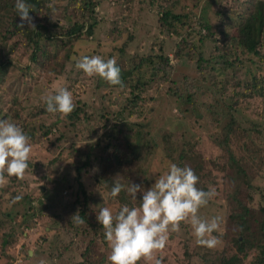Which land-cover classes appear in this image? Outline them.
<instances>
[{
  "label": "trees",
  "instance_id": "1",
  "mask_svg": "<svg viewBox=\"0 0 264 264\" xmlns=\"http://www.w3.org/2000/svg\"><path fill=\"white\" fill-rule=\"evenodd\" d=\"M1 1L2 0H0V5ZM76 1L79 9V18L76 19L68 29L63 30L62 34H57L56 31L59 27L55 23H51L49 19H45L44 21L38 19L40 22L47 23L46 26L35 24V29L29 30L30 34L33 33L32 37L34 38L31 44L35 51L39 50V55L32 53L30 62L14 63L6 56H4V59L0 54V85L6 83L5 88L15 93L19 91V94H24L25 89L31 91L34 88L37 91L51 92V84L60 79H65V84L72 83V77L78 70L75 67L76 61L74 58L79 59L83 56H95L102 46L100 40L95 38L94 33L97 27L106 23V21L101 18H96V9L102 6L104 1L111 3L117 2L118 0ZM202 1L203 0H137L138 8L136 19L133 22L131 32H129L130 28L126 30L128 21H123V31L126 33L125 41L121 42L118 47H112L108 54V57L115 56L117 65L121 69L122 86L110 85L107 82H105L104 85L116 88L123 87V84H128L129 90L132 93L141 90L144 86L138 79L133 84L130 83V80L127 81V78L125 79L123 73L126 72L127 66L124 59L128 57H126V53L123 50L127 46V42L131 43L134 40L133 31L139 29V25L143 24L140 22V19H147L144 13L146 7L156 9L160 16V22H157L163 28V35L169 36L168 34L171 33L170 35L178 37L180 40V45L176 46L175 51L172 52L177 61L175 69L178 70V68H180L181 64L180 66L178 64L180 61L191 60L193 56H198L193 62V72L204 77V72L207 68L204 64L207 62L201 59V54L198 55L193 52L194 49L192 46L186 45L187 48L184 47L185 40L179 33L180 30H176L175 27V24L179 22L181 17L188 15V13L185 12V9H188L186 7L188 3L193 2L191 5L192 8L198 7ZM26 3L32 5V12H30L29 15L34 16L39 12V6L43 2H41V0H26ZM71 3H73V1H71ZM246 3L248 4V8H246L247 14L241 15V19L237 21L236 24L233 22L232 25L235 24V28L231 32H228L225 38L229 37L232 43L236 45L239 57L255 56L263 59L264 55L262 54L263 58L260 57L257 50L260 48V50L264 52V0H249ZM0 13L7 14L6 11L2 10H0ZM181 13L184 15H181ZM203 14L205 15V13ZM216 14H219V12L217 11ZM14 15L18 16L17 13H14ZM169 20L171 21L170 24ZM116 23V21L108 22L105 32L106 35L115 31ZM187 23L188 22H179L180 25H183L181 28L182 30L187 27ZM199 25L201 29H204L206 32L205 36L199 37V40L214 36L208 21L202 22ZM123 31H120V34ZM40 33L45 36L46 40H52L53 37L61 40V38L65 37V56L61 61L56 58L54 53L50 51H41V47L36 40ZM146 34L147 32H144V36ZM83 35L88 38H80ZM155 40L158 39H153L152 43H156ZM158 42L159 52H155L156 54L152 58L150 55L152 51H148L145 57L139 58L136 69H142L143 66L149 64V71L153 75H156V78L160 77L162 80H165L167 79L166 72L169 71V67H167L168 59L165 53H163V48H161L162 43L160 41ZM168 45L167 50L169 51L172 47L171 44ZM134 57L135 55L133 54L130 59L135 60ZM213 58V63L209 71L217 66V71L220 73L230 65L228 60L231 57L223 53L221 46H214ZM235 60L236 58L234 61ZM241 62L242 61L239 60V63ZM11 68H14L17 73L11 72L9 74ZM258 76L259 77L249 78L248 81L243 83V85H241V93L235 90L238 87V83L235 81L234 85H231L233 88V95L230 94L225 96L223 93L228 83H221L218 81L216 84H212V86H198L192 83L193 89H197L198 87L201 89L204 87L206 88L205 91H200L199 93L184 91L183 96H180L181 101L187 102L186 104L193 105L197 103L196 108L199 113L208 118L215 128L220 126L222 120L227 117V121L225 123L223 122L224 126H221V139L216 137L213 139V143H217V146H219L220 150L225 154L223 156L226 160L225 164L216 165V168L220 169L222 175H229L227 182L223 183L225 187L223 189L217 188L214 186L217 184L216 181L207 178L208 173L206 171V165L198 164L191 167V169L199 177L196 185L198 188L204 191H208L212 188L215 189L218 196L224 195L225 197L226 209L228 210L225 229L228 232L226 237L229 236V242L227 244L230 254L223 255L221 253L215 255L210 262H205V257L199 254L196 259L199 264H264V107L260 112H253L251 115H248L249 118H247L248 116L244 117L242 113L240 121H234L227 108L231 106V104L226 105V100L233 103V101L238 98L249 99L253 97L254 99L259 98L263 100L264 79L260 74H258ZM125 81H127L126 84L124 83ZM27 95L28 93L26 94L25 101L27 100ZM204 96H209V101L198 103L201 97ZM103 99L104 97L102 96L97 97V100L102 103ZM131 100L135 102L138 100V96L132 97ZM131 100L128 104H131ZM21 104H19L18 99L12 96V108L0 113V119L9 120L20 126L24 133L30 137V140H32L37 131H41L43 128H46V131H50L51 129L56 130L58 141V139L63 138L62 129L66 128L68 131L70 129L74 131L77 125L88 119L91 120L93 125H97L94 122L93 115L88 114L85 110V107L88 106L86 102L82 103L80 100L74 102V110L68 116L62 117L61 114L57 113L56 120L49 125L35 124V120L29 122L24 121L22 125H19L20 115L16 111L20 109ZM88 107L94 109L93 106ZM125 107H127V105L121 106L120 110L113 114L104 108H99L98 118L101 121L99 124V128L101 129L100 135L92 142L82 144L76 148L73 145L69 146V152L74 155V158L70 162H67V165L69 168H73L75 173L74 177L71 179V183L69 180L66 181L65 178L60 176H55L53 181H57L64 190H75L74 195H72L71 192L68 194L73 200H60L55 203H48V206H45L43 202H38L40 195L42 196L41 189H38L36 193L23 179L11 177L7 178L6 183L0 184V192L9 196L5 202H0V206L3 203L5 204L0 208V215H2L4 219L0 220V251L9 245L16 244L17 241L15 240L18 236L16 234L17 231L21 234L22 231L31 229V236L34 235L39 237H36V240H39L40 243L38 245L35 241L33 244L34 240H32L30 236V238L25 241L26 244L23 249L27 252L26 249L32 246V251L35 255L32 262L35 264H40V258H45V260H59L63 258L66 251L71 254L77 251V255L84 257L81 260H75L74 264H110L107 257L104 258L100 256L99 260L94 256L87 257L94 242H100L102 249H105L108 245L104 237V229L96 220V213H98L99 210L95 213L90 212L92 210L88 202L90 201L89 199L93 198L94 191L104 189L111 192L113 181H111L110 178L113 179L115 169L119 168V165L125 164L127 160L135 162L139 166L142 161L143 151L145 150L153 152L154 157L150 162L157 161L161 166L160 169L149 172V168L146 165L144 171H141L143 174L141 180L146 182L147 189L155 183V180L159 176L168 171L170 163H175L179 167H183L180 161L184 157L183 152L178 153L176 149L178 146L170 140V136H161L159 131H157V134L160 136L159 140V137L147 124L126 121L124 119L120 122L119 118H122V111ZM33 109L39 115L50 114V112L47 111L46 97L39 99V102ZM224 109H227V113H224ZM186 111L187 110H183L181 112L179 110L181 113ZM189 113L194 115L191 110ZM60 126L63 128H60ZM51 147H56V145L51 143ZM124 147L125 150H127L125 160L124 153H122V148L124 149ZM158 149H160V151H158ZM171 153H178V163L173 160ZM151 154L152 153H150V156ZM160 154H162L161 157H159ZM150 156L146 160V163H148ZM41 169V163L28 160V168L26 170L28 174H33L35 171H40ZM89 173H91V180L96 185H93V183L90 186L92 190L86 191L83 184L79 182V178L80 174ZM146 174H148L149 177H147ZM38 177L39 176H37L35 180L42 178ZM232 177L234 181L231 180ZM99 178H102V180ZM21 189H25L23 193L20 191ZM16 196H21L22 199L14 203L13 201ZM48 197L47 195L44 198L48 199ZM214 197H216V195ZM124 200L125 199H123L121 203H118L120 208L124 205L129 206V208H138L141 204V200L137 199L133 207L128 201ZM25 202L26 204H24ZM35 202H38V205L34 206L33 203ZM7 209L14 213L13 219L9 218L11 214H7ZM76 213L84 223L78 224L74 220H71V217ZM18 216L22 217V221L20 224H15L16 217ZM44 217L48 219L47 225L52 228L56 227V221L60 219L63 220V227H66V231L63 233L65 242L62 247H64V249L60 247L57 250L49 248L52 239L49 235L46 236L45 229L47 227L42 222ZM35 221H39L40 224L36 226ZM12 222L15 226L11 225L13 224ZM37 227L40 228L41 233L38 232ZM168 233L171 235L172 232L169 231ZM60 249L61 251H59ZM194 256L196 255L193 253L185 254L184 260L190 261ZM4 258L5 260L8 259L7 256ZM66 258H69V256ZM144 261L147 260L144 259ZM49 264H51V262ZM137 264L141 263L137 262Z\"/></svg>",
  "mask_w": 264,
  "mask_h": 264
},
{
  "label": "rangeland",
  "instance_id": "2",
  "mask_svg": "<svg viewBox=\"0 0 264 264\" xmlns=\"http://www.w3.org/2000/svg\"><path fill=\"white\" fill-rule=\"evenodd\" d=\"M71 1H73V3H71ZM248 1L249 0H203L198 7L191 8L193 2L186 5L188 9H185V12H187L188 15L181 17L179 22H188L187 27L182 30L181 28L183 25H180L179 22L175 24V27L176 30H180L179 33L185 40L184 47L187 48L186 45L192 46L194 49L193 52L198 55L201 54V59L207 62L204 64V66L207 67L204 72V77L193 72V62L198 56H193L191 60L180 61L178 63L179 66L181 64L180 68H178V70L175 69L177 61L172 52L175 51L176 46L180 45V40L178 37L170 35L171 33L168 34L169 36L163 35V28L158 24V22H160V16L156 9L146 7L144 13L147 19H140V22L143 24L139 25V29L133 31L134 40L131 43L127 42V46L123 50L126 53V57H128L124 59L127 69L123 75L125 79L127 78V81L130 80L132 84L137 79L142 82L144 86L141 90L132 93L129 90L128 84H123V87H109L104 85L105 81L103 79L98 76L88 77L82 70H77L75 72L71 84H65V79H60L51 84V92L48 93L45 91L42 92L41 90L37 91L34 88L31 91L25 89L24 94H19V91L15 93L5 88L6 83L0 85V113L12 108V96L18 99L19 104L23 102L20 105V109L16 111L20 115L19 125H22L24 121L29 122L31 120H35V124L46 125L55 121L58 114L50 113L39 115L33 108L37 105L39 99L47 97L48 95H55L59 88L68 89L72 93L73 102L80 100L82 103L86 102L88 106H93L94 108L90 109V107L86 106L85 110L88 114L93 115L94 122L97 125H93L91 120L88 119L77 125L74 131L72 129L69 131L66 128L62 129L63 138L58 139V141L56 130L51 129L50 131H46V128H43L41 131H37L32 140L29 141L31 144L29 160L41 163L42 169L40 171H35L33 174H28L26 172L23 180L29 187H32L36 193L38 189H41L42 196L40 195L38 202H43L45 206H48V203H55L60 200H73L68 194L71 192L72 195H74L75 190H64L57 181H53L55 176H60L65 178L66 181L69 180L71 183V179L74 177L75 173L73 168H69L67 165V162H70L74 158V155L69 152V146L73 145L76 148L82 144L92 142L100 135L101 129L99 128V124L101 121L98 118L99 108H104L113 114L119 111L120 107L123 105H127V107L122 111V118H119L120 122L124 119L126 121L147 124L159 137V140L160 136L157 134V131H159L161 136H170V140L178 146V148H176L178 153L183 152L184 154V157L180 161L183 167L191 168L198 164L206 165L205 167L208 173L207 178L214 179L217 183L214 186L223 189L225 187L223 183L227 182L229 175H222L220 169L216 168V165L225 164L226 160L223 157L225 154L220 150V147L217 146V143H213V139L215 137L221 139V126H224L227 117L222 120L220 126L215 128L208 118L199 113L196 108L197 103L193 105L186 104L187 102L181 101L180 96H183L184 91L190 93L205 91L206 88L204 87L201 89H199V87L193 89L192 83L198 86H212V84H216L218 81L221 83L227 82L228 86L223 93L227 96L230 94L233 95V88L231 85H234L235 81L238 83V87L235 90L241 93V85L248 81L249 78L259 77L258 74H260L264 79V52L260 50V48L257 50L260 57L263 59L255 56L239 57L236 45L232 43L229 37L225 38L228 32H231L235 28L236 22L241 19L240 16L247 14L246 8H248V4L246 2ZM41 2L43 3L39 6V12L37 15L32 16L33 23L46 26L47 23L40 21L49 19L51 23H55L59 27L56 31L57 34H62L63 30L68 29L69 26L79 18V9L76 0H41ZM14 5L15 0L1 1L0 10L6 11L7 14L0 13V54L3 58L6 56L14 63L30 62L32 53L39 55V50L35 51L31 44V41L34 40L32 37L33 33H29L31 28H28L27 24H25L23 28L20 27L22 21L19 16L14 15V13H17ZM49 5L52 7L50 8ZM137 8V0H118L117 2L111 3L104 1L102 6L96 9V18L104 19L106 23L101 26L99 25L95 30L94 36L99 39L102 44L101 49L95 56H100L105 60L115 58V56L108 57V54L112 47H118L121 42L125 41L126 33L123 31V21H128L126 30L130 28L129 32H131L133 22L136 19ZM53 9H55L54 12ZM217 11L219 14H216ZM203 13H205V15ZM181 15L184 14L181 13ZM109 21L117 22L116 29L114 32L106 35L105 32ZM205 21H208L211 25V31L214 36L198 40L199 37L205 36L206 34L205 30H202L199 25ZM233 22L235 23L234 25H232ZM170 23L171 21L169 20V24ZM120 31L124 33L122 32L120 34ZM144 32H147L145 36ZM80 38L85 39L88 37L83 35ZM153 39L158 40H155L156 43H152ZM36 40L42 52L50 51L54 53L59 61L64 58L66 48L64 45L66 41L65 37L61 38V40L55 37H53L52 40H46L45 36L40 33ZM158 41L162 43L161 48H163V53H165L168 59L167 67H169V71L166 72L167 79L165 80H162L160 77L156 78V75H153L149 71V64L143 66L142 69H136L139 58L145 57L148 51H152L150 53L152 58L159 52ZM168 44H171L172 47H169V51L167 50ZM216 45L221 46L223 53L231 57L228 60L230 65L220 73L217 71V66L209 71L213 63L214 46ZM133 54L135 55V60L130 59ZM235 58L236 60L234 61ZM239 60L242 62L239 63ZM11 72L17 73L14 68H11L9 74ZM127 81L124 83L126 84ZM27 93L28 97L25 101ZM100 96L104 97L103 103L97 100V97ZM134 96H138V100L132 102L131 99ZM130 100L131 104H128ZM207 101H209V96H204L201 97L198 103ZM229 104H231V106L227 108L229 109L230 116L233 117L234 121H240L242 113L243 116L246 117L253 112H260L264 107V99H254L253 97L249 99L238 98L234 100L233 103L226 100V105ZM179 110L181 112L183 110L187 111L181 113ZM188 110L193 111L194 115H191ZM224 113H227V109H224ZM247 118H249V116ZM60 128L63 127L60 126ZM51 143L56 145V147H51ZM122 150L125 160L127 150H125V147L124 149L122 148ZM158 151H160V149H158ZM148 152L152 153L151 156ZM178 153H171L176 163H178ZM149 156L148 163H146ZM161 156L162 154H160L159 157ZM153 157V152L145 150L143 151L142 161L139 166L137 163L129 160H127L125 164L119 165V168L115 169L113 179L110 178V180L113 181L112 183L116 181L123 184L125 186L124 190L116 197H112L110 192L104 189L94 191L93 198L89 199L90 201L88 202L92 210L90 212L95 213L102 207H108L112 210L113 214H115L120 208L118 203H121L123 199L134 207L135 200H142V193L138 192L136 194V199H133L127 192V188L130 183H132L140 185L144 190L147 189L146 182L141 180L143 178L141 171H144L146 165L149 168V172H154L161 167L157 161L150 162ZM37 176L42 178L35 180ZM146 176L149 177L148 174H146ZM90 177L91 173L80 174L79 182L83 184L86 191L92 190L90 186L94 182ZM102 178L99 179L102 180ZM231 180L234 181V178L232 177ZM93 185L96 184L94 183ZM24 190L25 189H21L20 191L23 193ZM217 194L218 193H216V197H213L206 206L199 209V215L202 219L211 220L213 217L217 216L221 218L219 231L213 233V235L217 236L220 240V243L215 248L198 247L193 236L191 225L186 222H181L180 230L178 232H172L171 235L169 233L167 234V241L164 248L154 252L152 260L144 261V258H141L138 262L141 264H155V260L159 259L161 264H199L196 261L199 254L205 257V262H210L215 255L221 253L223 255L230 254L227 244L229 242V236L226 237L228 232L225 229L228 211L226 209V200L224 195L218 196ZM47 195L49 197L45 199L44 197ZM8 198L9 196L0 192V202H5ZM38 202L33 203V205H38ZM24 204H26V202ZM4 205L3 203L0 208ZM7 214H11L9 218L13 219L14 213L12 211L8 210ZM0 220H4L2 215H0ZM21 221L22 217L18 216L16 217L15 224H20ZM42 222L47 227L45 229L46 232L44 229L43 231L47 234L46 236L49 235L52 239L49 248L57 250L60 247L64 249V247H62L65 242L63 233L66 231V227H63V220L60 219L56 221L57 225L53 228L47 225L48 219L45 217ZM35 224L38 226L40 222L35 221ZM11 225L15 226L14 223ZM37 229L38 232L41 233L40 228L37 227ZM16 234L18 235L15 240L17 241L16 244L9 245L0 251V264H35L32 262L35 256L32 251V246L26 249L27 252L23 249L26 244L25 241L31 236V229L22 231L21 234L17 231ZM36 237L37 236L34 235L31 236L32 240H34L33 244L36 241V244L39 245L40 242L36 240ZM59 251H61V249ZM76 252L71 254L66 251L63 258L59 260H45V258H40V260H43L45 264H49L50 262L51 264H74L75 260L84 258L83 256L77 255ZM191 253L196 256L192 257L190 261L184 260L185 254ZM110 254L111 249L109 245H107L105 249H102L101 243L97 241L93 243L92 249L87 257L94 256L99 260L100 256L108 258ZM5 256L8 257L7 260H5ZM68 256L69 258H66Z\"/></svg>",
  "mask_w": 264,
  "mask_h": 264
},
{
  "label": "clouds",
  "instance_id": "3",
  "mask_svg": "<svg viewBox=\"0 0 264 264\" xmlns=\"http://www.w3.org/2000/svg\"><path fill=\"white\" fill-rule=\"evenodd\" d=\"M14 7L22 21L20 27L27 24L28 28L35 29L33 17L29 15L32 5L26 0H15ZM74 60L75 67L88 77L98 76L110 85L122 86L121 69L115 58L105 60L100 56H83ZM46 104L48 112L62 117L68 116L75 107L72 93L66 88H59L55 95L47 96ZM29 140L20 126L0 119V184L6 183L7 178H24L31 153ZM198 180L190 167L170 163L168 171L159 176L149 189L130 183L127 192L133 199L138 192L142 193L138 208L124 205L115 215L108 207L100 208L96 220L102 225L111 249L110 264H137L141 258L152 260L153 253L164 248L168 232H178L181 222L191 225L198 246L215 248L220 240L213 233L219 231L221 218L202 219L199 209L206 206L216 192L212 188L208 191L198 188ZM124 187L114 181L110 195L118 196ZM20 199L21 196H16L13 202ZM71 220L84 223L77 213ZM40 264L45 262L41 260ZM155 264H161V261L156 259Z\"/></svg>",
  "mask_w": 264,
  "mask_h": 264
}]
</instances>
